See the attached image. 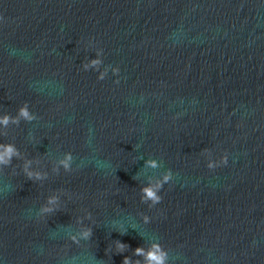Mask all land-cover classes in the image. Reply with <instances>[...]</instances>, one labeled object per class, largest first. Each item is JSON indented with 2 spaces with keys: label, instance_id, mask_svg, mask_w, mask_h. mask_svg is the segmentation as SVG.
<instances>
[{
  "label": "water",
  "instance_id": "1",
  "mask_svg": "<svg viewBox=\"0 0 264 264\" xmlns=\"http://www.w3.org/2000/svg\"><path fill=\"white\" fill-rule=\"evenodd\" d=\"M98 50L118 75L82 69ZM24 104L35 119L0 135L23 157L0 168L3 264H123L151 242L169 264H264V0H0V114Z\"/></svg>",
  "mask_w": 264,
  "mask_h": 264
},
{
  "label": "clouds",
  "instance_id": "2",
  "mask_svg": "<svg viewBox=\"0 0 264 264\" xmlns=\"http://www.w3.org/2000/svg\"><path fill=\"white\" fill-rule=\"evenodd\" d=\"M95 59L88 60L86 63L82 64V69L84 71H95L98 73L97 79L104 80L111 71L113 76L119 74V68H108L103 66L102 52H95ZM118 83V81H116ZM35 116L29 109L28 104H24L17 110L15 116L9 114H0V135H2V130L6 129L9 125H19L21 121L32 122ZM23 159L22 154L17 149L13 143H0V168L8 167L12 164L13 159ZM228 162L227 156H223L219 161L209 160L207 167L215 169L220 165H226ZM72 165V154L66 153L64 158L59 162V167H63L65 171H71ZM144 167L147 169H157L160 164L154 160L149 159L145 161ZM23 172L26 177L30 180H43L46 179V174H42L39 171L32 170V161L26 160L23 164ZM172 172L168 171L163 174L158 179L149 178L140 190V199L142 203L148 204L149 207L155 206L161 202L160 192L165 184H168L172 180ZM60 208V201L58 197H49L46 205L43 206L41 210L42 215H48L55 213ZM90 218V217H89ZM143 222L145 224L149 223V217L144 216ZM78 224L83 225V221H78ZM124 232H121L123 234ZM92 236V228L88 226H81L79 231L70 237V239L78 243L79 240H89ZM113 251L116 254H124L128 251V246L119 241L114 242ZM133 257H139L140 259H133ZM0 264L3 261L0 260ZM123 264H169V254L158 242L148 243L147 246L137 247L129 256H125L123 259Z\"/></svg>",
  "mask_w": 264,
  "mask_h": 264
}]
</instances>
